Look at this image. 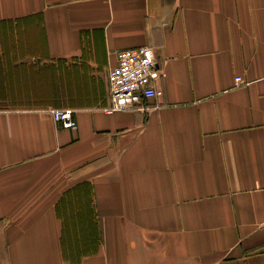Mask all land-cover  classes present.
<instances>
[{"label":"crops","instance_id":"obj_1","mask_svg":"<svg viewBox=\"0 0 264 264\" xmlns=\"http://www.w3.org/2000/svg\"><path fill=\"white\" fill-rule=\"evenodd\" d=\"M0 264H264V0H0Z\"/></svg>","mask_w":264,"mask_h":264},{"label":"built area","instance_id":"obj_2","mask_svg":"<svg viewBox=\"0 0 264 264\" xmlns=\"http://www.w3.org/2000/svg\"><path fill=\"white\" fill-rule=\"evenodd\" d=\"M162 76L155 49L152 46L143 45L118 51L117 64L109 71L112 105L108 111L145 107L151 99L162 98L164 89L159 84ZM236 81L241 82L243 78L238 76ZM50 112L55 121L63 127L78 129L74 110L52 108Z\"/></svg>","mask_w":264,"mask_h":264},{"label":"bare ground","instance_id":"obj_3","mask_svg":"<svg viewBox=\"0 0 264 264\" xmlns=\"http://www.w3.org/2000/svg\"><path fill=\"white\" fill-rule=\"evenodd\" d=\"M87 251V250H86Z\"/></svg>","mask_w":264,"mask_h":264}]
</instances>
